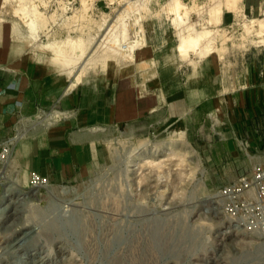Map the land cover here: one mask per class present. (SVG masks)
Returning a JSON list of instances; mask_svg holds the SVG:
<instances>
[{
  "label": "rangeland",
  "instance_id": "rangeland-1",
  "mask_svg": "<svg viewBox=\"0 0 264 264\" xmlns=\"http://www.w3.org/2000/svg\"><path fill=\"white\" fill-rule=\"evenodd\" d=\"M224 1L27 0L23 6L19 0H0V48L8 52L0 57V68L12 79L0 85V149L11 148V161L0 163L1 198L7 187L12 189L0 204L9 205L10 215L0 217V264H11L2 253L13 232L32 228L27 249L36 264H264V236L236 229L214 199L216 190L239 173L225 156L222 162L211 151L224 121L222 110L245 86L251 67L264 61V35H247L242 27L253 17L228 12L229 22H211L210 8ZM176 2L180 12L173 10ZM263 17L264 7L256 18ZM188 25L206 27L218 47L208 56L216 67L206 74L204 66L210 95L204 113L194 115L188 129L181 124L101 126L96 159L79 179L33 189L26 170L30 142L73 112L61 97L70 67L57 65L49 47L90 41L88 60L72 73L82 66L83 85H105L137 72L184 75L207 58L178 51ZM17 44L27 46L13 55ZM114 49L117 54L110 56ZM168 139L189 142L194 155L180 165L176 158L167 161L166 152L158 159L165 160L161 170L132 162L144 144Z\"/></svg>",
  "mask_w": 264,
  "mask_h": 264
},
{
  "label": "crops",
  "instance_id": "crops-1",
  "mask_svg": "<svg viewBox=\"0 0 264 264\" xmlns=\"http://www.w3.org/2000/svg\"><path fill=\"white\" fill-rule=\"evenodd\" d=\"M263 7L264 0H242L241 10L255 19L261 15ZM228 12L234 13L225 10L221 23L231 19ZM18 37L15 34L16 40L22 39ZM26 46L14 45L16 51L12 54L21 53ZM5 53L0 48V57ZM216 64L207 56L198 61L195 72L187 70L184 75L137 72L134 78L128 75L105 85H83V81L71 91L73 75L68 71L71 75L69 86L61 97L65 96L64 107L74 113L71 119L57 122L32 139L26 170L48 177L51 183L79 179L96 159L95 145L99 132L104 130L101 126L143 123L148 127L168 125L176 128L181 124L188 129L193 116L204 113L210 96L204 88V66L207 74ZM11 80L10 71L0 68V85ZM219 98L217 105H221ZM222 112L224 121L214 133L211 144L213 155L216 153L222 162L225 156L230 161L228 167L234 170L247 168L255 162L264 163V61L259 67H251L247 83L228 98V105ZM244 143L249 146L250 158Z\"/></svg>",
  "mask_w": 264,
  "mask_h": 264
},
{
  "label": "bare ground",
  "instance_id": "bare-ground-1",
  "mask_svg": "<svg viewBox=\"0 0 264 264\" xmlns=\"http://www.w3.org/2000/svg\"><path fill=\"white\" fill-rule=\"evenodd\" d=\"M227 1H228L227 3H225V1H224L223 5L222 4L219 5V3L215 2L214 6L210 8L211 9V17H212L211 22L212 23L219 25L221 23V16L225 10L233 11L236 14V17H238V18H240V16L246 17V15H244L242 10H241L242 0H227ZM19 2H20V4H22L24 6L26 4L27 0H19ZM174 6L175 7L173 8V10L175 9V11H178L179 7H181V5H179V3H177V2L174 4ZM178 12H180V10ZM169 13H170V10H169ZM176 21H177V19H176ZM27 25H31V23L29 22ZM188 27H189V25H188ZM242 27H243L244 32L247 35H250V34L264 35V17L251 19L249 23H244L242 25ZM124 30H122V31H124ZM187 31H186L187 33H185V32L181 33L179 36V39H178L179 43H178L177 49L179 52H181V54L186 55L187 52L192 50V51H196V53L202 54L201 57H207L210 54H212L214 52V50H216V48H218L217 46L214 45L213 41L215 38H214L213 34L206 27H203L201 29H195L191 26V27H189V30H187ZM114 35H117V34H114ZM114 37L117 38L118 36H114ZM108 38H110V37H108ZM106 40H108V39H106ZM114 40L116 41L115 38H114ZM108 42H112L111 39ZM108 42H107V44H108ZM117 42L118 41H116L114 43H117ZM90 44H91L90 41L77 39V40H72L71 42L69 41L68 43H65L64 45L63 44L61 45L60 43L52 44L49 47V50L52 53V56H53L52 58L55 61V63L57 65H60L63 67H66V66L68 68L70 67L69 73L72 74L75 71V69L77 68V65L79 64V62L82 59H84V57L88 53V50L90 48ZM133 45H132V47H134ZM123 46H124V44H123ZM135 46H136V44H135ZM106 48L105 49L103 48V49L106 50ZM125 48H124V51H125ZM108 51H109V49H108ZM119 52H121V51H119ZM114 53L117 54L116 49L112 50V53L110 56H112V55L114 56ZM118 54L121 55V53H118ZM187 56H189V55H186V57ZM86 60H88L87 57L84 59V61H86ZM104 61H107V60L105 59ZM81 67L82 66H80L79 69L73 75V83L70 85L69 91H71L78 84L82 83L81 78H82V76H84L83 75L84 71H83V69H81ZM183 133H181V135ZM166 152H167V158H168L167 161L172 160V158H176V160L180 164V163L187 162L188 159H190L189 156H187V155H194L195 150L190 145L189 142H186L185 140H182V139L179 141L176 139H168V140L152 143L150 145L148 143H146V144H144V146L138 148V150L134 153V159L132 162H135L137 165H142V166H140V168H142L143 166L146 167V165H148V166L150 165L152 167V169L155 168L157 170H161L163 165H164L165 160L161 159L159 161L158 159H160L161 155L162 154L164 155V153H166ZM142 162H143V164H141ZM16 190H18L20 192H24L20 189H16ZM11 191H12V189L7 187L5 195H3V197H2V202L7 197V192H11ZM36 194H37V192L35 191L34 196H36ZM0 212H1V215L4 217V219L8 218L10 216L8 214L9 213V205L6 204L2 208H0ZM14 212H12V214H14ZM235 224L237 225V227H236V225L234 227H236V229H238L239 225L237 223H235ZM33 233H34V228H32V229H21L19 232H13V235H11V237H9V239L11 238L13 241L11 240L12 242L10 243V245L5 248V251L2 253V257L6 260L8 257L9 260H7V261H10L11 264H36L37 263L36 258H32V261H31L30 260L31 258L29 255H32V254H29V251L27 249L30 246L29 244L33 240ZM227 233L228 232H225V236L227 235ZM21 253H23V255H25V257L20 256ZM34 256H36V255H34ZM68 256H65L64 259L68 258ZM71 256H72V253H71ZM0 259H1V257H0Z\"/></svg>",
  "mask_w": 264,
  "mask_h": 264
},
{
  "label": "built area",
  "instance_id": "built-area-1",
  "mask_svg": "<svg viewBox=\"0 0 264 264\" xmlns=\"http://www.w3.org/2000/svg\"><path fill=\"white\" fill-rule=\"evenodd\" d=\"M248 144L244 143L247 157ZM11 148L0 149V163L10 162ZM33 189L46 188L52 184L48 177L28 172ZM2 182L0 181V185ZM1 187V186H0ZM31 189V190H33ZM1 194V193H0ZM216 204L231 221L252 233L264 236V163L255 162L241 168L236 179L219 187L214 194ZM2 198L0 196V204ZM1 208V207H0ZM1 217V212H0ZM1 222V221H0Z\"/></svg>",
  "mask_w": 264,
  "mask_h": 264
}]
</instances>
